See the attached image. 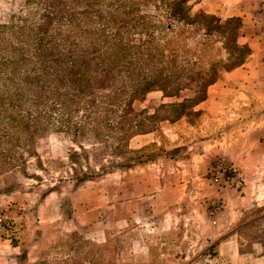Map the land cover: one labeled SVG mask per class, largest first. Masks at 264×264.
I'll use <instances>...</instances> for the list:
<instances>
[{
  "label": "crops",
  "instance_id": "obj_1",
  "mask_svg": "<svg viewBox=\"0 0 264 264\" xmlns=\"http://www.w3.org/2000/svg\"><path fill=\"white\" fill-rule=\"evenodd\" d=\"M262 1L194 5L193 10L218 19L239 18V40L250 54L208 88L192 109L198 116L194 123L186 117L165 121L161 137L140 135L128 142L130 150L150 143L163 147L162 156L119 181L88 186L84 195L73 194L65 203L45 199L44 216L37 219L32 193L2 195L0 187L7 221L19 223L14 242L0 237V264L264 263L257 252H240L237 230L248 212L264 209ZM218 157L227 159L234 173L226 185L211 187L207 173ZM212 200L220 206L214 219L208 215Z\"/></svg>",
  "mask_w": 264,
  "mask_h": 264
},
{
  "label": "rangeland",
  "instance_id": "obj_2",
  "mask_svg": "<svg viewBox=\"0 0 264 264\" xmlns=\"http://www.w3.org/2000/svg\"><path fill=\"white\" fill-rule=\"evenodd\" d=\"M97 1L102 2L101 6L105 5V0ZM146 1L137 0L141 5L140 9L145 10L153 19V42L165 44L173 36L167 15L155 11ZM42 12L40 5L30 4L27 0H0V26L8 29L6 33L10 35L12 42L29 44L38 37L37 24ZM261 17L264 24L262 12ZM235 27L236 25H233L229 28L227 46L216 42L212 46L213 50L209 51L210 60L206 61V66H215L210 79L217 78L216 82L225 72L238 67L241 56L246 53V50L237 49L231 43L233 38L235 39ZM202 37V32L194 30L184 42V48L189 52L186 54L188 59H192V53ZM10 46L13 47L11 44ZM2 47L0 43V52ZM224 47L227 49H223ZM219 53L221 60L216 62L214 57ZM104 56L99 57V60H103ZM98 63L108 65V62ZM94 66L92 54H82L70 64V74L65 77L59 95L47 92L43 99H38L37 94H14V85L3 82L5 73L0 74L1 194L32 193L33 219L44 216L43 209L47 208L45 199L50 200L51 204L65 203L73 194L84 195L88 186L119 181L118 177H123L127 171H122L119 175L108 173L119 170L117 163L122 159L127 149V141L133 135L150 132L155 128L154 122L148 118L156 115V127L165 121H175L185 113L186 106L197 105L206 94L203 87L198 93L179 90L177 94H164L158 89H151L142 94L128 92L123 98L130 96L132 101L128 110L122 111L111 105L110 97L113 94L110 90L96 84L99 79L96 80L93 74ZM38 75L27 76L24 85L33 89L34 82L40 79ZM141 77V74L136 73L130 84ZM197 117L195 115V120H198ZM141 122L143 125H140ZM107 158L108 163L105 164ZM98 168L106 170L97 174ZM208 175L207 173L208 185L214 187ZM78 190L80 191L77 192ZM51 195L54 197L50 198ZM3 207L4 205H0V209L8 217L6 208ZM255 214L258 212H248L244 222L247 223ZM262 230L260 239L264 240V229ZM253 234V228L240 231L243 253L256 252L257 247L251 243ZM208 250V254L212 255V250ZM114 262L116 263V260ZM189 262L190 260L184 264ZM148 263L169 264V260L149 259Z\"/></svg>",
  "mask_w": 264,
  "mask_h": 264
},
{
  "label": "trees",
  "instance_id": "obj_3",
  "mask_svg": "<svg viewBox=\"0 0 264 264\" xmlns=\"http://www.w3.org/2000/svg\"><path fill=\"white\" fill-rule=\"evenodd\" d=\"M154 1L147 0L146 3H150L149 5L151 8L154 7L155 11L164 12L172 29L173 36L165 44L153 42L151 36L153 19L151 15L145 13V10L140 9L141 5L137 0H105L104 6H101L102 2L97 0L92 2L89 0H27L30 4L40 5L43 9L37 24L38 37L31 40L29 44L14 43L10 35L6 33L8 29L0 26V43L3 46L0 52V74L5 73L3 82L14 85L12 88L14 94H37L38 99H43L47 92L57 96L65 77L70 74H68L70 64L82 54L88 53L92 54L94 60L95 79H99L96 84L110 90L113 94L110 97L111 105L122 111L128 110L132 101L130 96L123 98L128 92L142 94L151 89H158L164 94H177L179 90L198 93L203 87L207 93L208 88L218 80L210 79L215 66H206V61L210 60L209 51L213 50L212 46L216 42L227 46L229 28L233 25H236V31L235 39L233 38L231 43L237 49L246 50V53L241 56L238 67L244 64L250 50L246 44L240 43L239 33L242 22L239 18L222 21L212 15L193 10L194 5L200 0ZM194 30L202 32L203 37L197 43L192 59H188L186 54L189 52L184 48V42L194 33ZM215 51L218 52V49L215 48ZM103 56L104 59L99 60V57ZM214 58L216 62L220 61V53ZM100 61L108 62V65L99 64ZM136 73L141 74L142 77L130 84ZM33 75H38L40 79L34 82V87L31 89L23 82L27 76ZM180 105L183 108V105ZM197 105L186 106L185 113L178 116V119L186 117L194 123L197 114H193L192 109ZM148 119L154 122L155 128L150 132L133 135L127 141L126 152L117 163L118 172L108 173L109 175L113 173L119 175L122 171L128 172L138 165L151 163L163 155V147L155 148L153 143L138 150L128 149V142L137 136H154V134L162 136L160 128L156 127V115ZM140 125H143L142 122ZM104 163H108V158ZM105 170L106 168L100 170L98 168L97 174ZM17 226H19L18 221H7L1 237L14 242L15 236H18ZM246 228H253L254 236L251 243L257 247L255 250L258 256L264 258V240L260 239L264 229V211L255 214L237 230L240 233ZM211 250L213 255L214 246L210 248ZM240 252L243 253L241 244Z\"/></svg>",
  "mask_w": 264,
  "mask_h": 264
},
{
  "label": "built area",
  "instance_id": "obj_4",
  "mask_svg": "<svg viewBox=\"0 0 264 264\" xmlns=\"http://www.w3.org/2000/svg\"><path fill=\"white\" fill-rule=\"evenodd\" d=\"M260 8L264 16V0L261 2ZM233 173L234 168L231 166L230 162L224 157H218L212 163V166L208 171V176L212 186L221 187L229 182ZM219 208L220 206L217 200L210 201L208 205L209 217L214 219L218 214ZM6 222V214L2 209H0V237ZM212 224H215V222L213 221Z\"/></svg>",
  "mask_w": 264,
  "mask_h": 264
}]
</instances>
